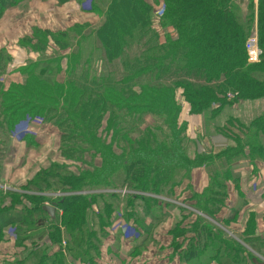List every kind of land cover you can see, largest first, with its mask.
<instances>
[{"label":"trees","instance_id":"trees-1","mask_svg":"<svg viewBox=\"0 0 264 264\" xmlns=\"http://www.w3.org/2000/svg\"><path fill=\"white\" fill-rule=\"evenodd\" d=\"M17 1L0 0V4L8 7ZM88 1L89 11L101 17L95 27L76 26L53 36L43 33L42 38L34 33L20 43L23 52L29 46L38 58L19 64L23 67L17 72L21 78L18 84L7 89L0 86V133L4 138L0 141V174L9 136L18 124L37 117L43 126L56 130L63 162L77 168L67 171L64 164L50 167L36 177L31 190L52 192L53 188L69 193L112 187L149 191L192 210L180 207L179 215L197 211L215 220L225 205L227 181L233 179L232 164L245 150L251 154L264 149V109L249 125L238 121L244 136L240 133L239 140L238 134L231 135L237 146L219 153L221 167L212 170L210 155L188 157V139L183 126L179 127L181 108L175 105L174 93L181 89L190 113H201L205 120L222 108L264 100V0H257L255 13L250 0L245 19L239 0H153V5L145 0ZM159 3L163 9L158 21L154 6ZM254 26L262 54L258 63L249 64L245 44ZM45 49L50 56L43 53ZM6 65V55L0 51L2 73ZM229 91L236 97L228 98ZM227 123L236 125L237 121L228 119ZM95 160L99 165H94ZM199 168L207 174V185L197 193L191 189L190 179ZM46 176L51 182L60 177L57 189L42 180ZM179 190L189 192L188 197L183 199ZM4 195H0V233L14 225L23 231L31 222L47 227L52 242H56L61 227L68 237L80 234L73 228L79 220L86 223L91 255L100 248L111 215L121 213L126 222L135 224L142 216L161 215L160 211L170 205L156 200L157 207L153 198L142 199L138 205L135 195L123 196L125 201L119 195H91L80 205L73 204L71 198H61L54 203L62 216L50 220L39 198L23 196L33 200L27 212L26 206L19 210L17 201H5ZM72 206L76 211L69 213ZM87 214L99 222L97 227L89 225L92 220ZM176 230L187 243L181 253L183 260L196 252L205 263L216 258L219 264H244L245 258L241 261L240 257L248 255L200 216L188 230L176 227L173 234ZM82 238L74 237L67 250L81 246L78 241L83 242ZM213 240L218 242L215 251L205 244ZM248 246L260 254L252 244Z\"/></svg>","mask_w":264,"mask_h":264},{"label":"crops","instance_id":"crops-1","mask_svg":"<svg viewBox=\"0 0 264 264\" xmlns=\"http://www.w3.org/2000/svg\"><path fill=\"white\" fill-rule=\"evenodd\" d=\"M17 2H20V6H25L24 8H27V11L19 13V11L13 9L11 12L3 13L0 18L2 27L4 26L0 31V51L5 49L6 54L11 57L21 54L19 51L20 43L24 39L32 38L34 33L50 32L54 34L68 31L78 25L93 28L98 23V18H95L97 16L89 11L87 0H18ZM249 3L250 0L238 1L241 16L244 19L247 16ZM45 6H52L50 7L52 8V13L47 14L46 11L50 8ZM256 9L257 0H254V13ZM255 30L254 26L253 33H255ZM4 73L0 71V77L4 80V83H0L3 89H7L11 84L21 81L17 72L8 74L7 77H3ZM13 79H16V81ZM242 108H244V103H239L225 108L226 111L224 110L218 115L220 117L214 115L205 120L204 117L198 116L195 119L197 125L190 122L191 124H187L188 130H193L196 134L198 131L201 133L197 139L199 147H206V145L213 143L215 148L214 136L210 134L216 131L215 128L220 122L219 119L222 116L226 117V115L239 116ZM185 110L186 107L183 106L182 115ZM246 121V117L242 118L243 123H247ZM27 127L23 133V129H21L18 133L9 136L7 140V150L2 164L0 183L9 185L12 190H19L27 186L26 182H30L34 176L30 171L32 167L37 166V169L41 172L42 168L49 167L48 158H53L54 160L55 155L59 156V140L54 128L38 125H27ZM226 132L229 133V128H227ZM2 139H4L3 134L0 133V141ZM37 148L41 149L38 155L30 151ZM263 164L264 149L259 153L251 154H249L248 150H245L244 155L232 164L231 174L233 179H230L227 183L225 205L214 218V221L223 225L229 224L230 227L235 225L230 224L242 219L244 221L243 227L247 230L249 242L262 256H264ZM20 173H23V175ZM190 185L192 190L197 193H200L206 187L207 174L204 168H199L192 172ZM179 192L183 199L188 197L187 191L179 190ZM166 203L169 202L167 201ZM173 205L170 204L162 209L160 211L161 215H155L156 218L142 216L140 223L135 222L138 225L130 221L126 231H120L114 235L104 234L101 240L102 244L94 255H91L87 248L85 249L86 253L81 252L78 256L77 253H71L72 248H68V251L61 250L55 242H52L48 235L47 227L42 228L27 222L25 224L27 228L20 231L18 225H14L17 227L15 231L18 240L13 242L8 237L4 236L1 238L0 264H47L46 261L52 258L55 261H51L52 263L49 262L48 264H189L194 255H190V260H186L187 256L185 260L181 258L182 251L178 254V248H181L179 246L181 238L176 234L178 230L173 234L172 228L177 227L178 229V223H180L181 230H188L189 226L196 220L197 215H187L188 212H183V215H179L180 207L188 211L192 210L186 209L179 203L176 204V208ZM26 208L29 209L30 207L26 206ZM46 218L52 220V217L47 213ZM201 218L203 219V217ZM35 220L38 221V219ZM165 220L169 222L166 230H164L165 225H159ZM137 230L141 231L140 234H138ZM188 236L193 237V234L190 233ZM70 244L72 245V243ZM205 244L209 246V250L215 251L218 242L213 240V243L207 241ZM143 246H150V249L154 252L152 251L147 256L132 257L136 253L135 251ZM249 250L252 251L251 249ZM63 251L70 252L72 259L68 260L63 254H60ZM212 263L219 264L216 258L210 259L209 263H205L202 258L198 262L191 260V264Z\"/></svg>","mask_w":264,"mask_h":264},{"label":"rangeland","instance_id":"rangeland-1","mask_svg":"<svg viewBox=\"0 0 264 264\" xmlns=\"http://www.w3.org/2000/svg\"><path fill=\"white\" fill-rule=\"evenodd\" d=\"M145 1L148 4H150V5L154 4L153 0H145ZM20 2H22V1H20ZM20 2H17L16 4L10 5L8 7H5L4 4H0V9H2V14L6 13V12H9V11L11 12L13 9L16 10V11H19V13H23V12L27 11L26 10L27 8H24L25 6H20L19 5ZM87 3H88V5H90L88 0H87ZM252 3L254 4V0H252ZM253 4H252V6H253V10H254V5ZM52 6H48V7L45 6V7L50 8ZM162 9H163L162 3L156 4V6H154L155 18L158 21L160 20V13H161ZM46 12H47V14L52 13V8L48 9ZM93 15H95V14H93ZM95 16H93V17H95ZM95 18H98V22H99L101 17H95ZM3 28H4V26L2 27V24L0 22V31ZM89 28H92V27H89ZM255 32H256V30H255ZM43 33H46L48 36L56 35V33L51 34L50 32H38L36 35H37V37L42 38V37H44ZM8 39H10V37H8ZM0 40H1V38H0ZM47 41L49 42L48 44H50V47L53 48L54 46H53L52 41L50 39H48ZM19 47L21 48V49H19L21 54L19 56H16V57L15 56L14 57L9 56L8 54H6L5 49H3L4 50V54L6 55V64H7L6 68H5L7 70L3 74V77H7L8 74H11V71L12 72H18L19 69H21L23 67V65H19L20 63L22 64L23 61H25V60L35 61L38 58V54L37 53L35 54V53L31 52V49L29 48V46H28V49H27L28 51L24 50V52L22 50V45H19ZM47 49H49V48H47ZM260 51H261V49H260ZM43 53H45L46 56H50V54H51V52L46 50V49H45V51ZM13 80L16 81V79H13ZM0 83H4V80H3L2 77H0ZM229 93H231V94H228V98L236 97V94H234L235 92L232 93V91H229ZM183 98L184 97H183L182 90L181 89L175 90L174 102H175V105L177 107L181 108V112L178 115L179 127L183 126V128L185 129L184 136H185L186 139H188V157L193 158L194 157L193 155L204 154V153L207 154V155H210L209 160L211 161V163H213V167H212L213 169L212 170H219L220 167H221L220 163H219V159L220 158H218V157H220L219 153L225 151L228 148H235L237 146L236 145V140L232 139L231 135L238 134L239 135V137H238L239 140L242 139L240 133H242V136H244V133L240 129L241 125H240L239 122H241L242 124H247V125L251 124L257 117H259L261 115V113L263 112V109H264V100H263V98L260 99V100H255V101H244L243 102L244 103V108H242L240 110L239 116H229V115H226V117L222 116V118L219 119L220 122H218L219 123L218 126H216V128H215L216 131L211 132L210 135L214 136V144H215L216 147L215 148L213 147V143H210V145H206V147L205 146L204 147H199V145L197 144V141H198L197 139L199 137V134H201V133L198 131L197 134H196L195 132H193V130L189 131L188 127H187V124H191L193 122L195 125H197L195 119L198 116L200 117L201 113H199V114L190 113V105L188 103H186ZM183 106L186 107V110L184 111V113L182 115ZM224 110L226 111L225 108L220 109L216 113V115L217 116L220 115L222 113V111H224ZM227 110H229V109H227ZM192 117H193V120H192ZM218 117H220V116H218ZM244 117L247 118V121H246L247 123H243L242 122V118H244ZM228 118L232 119V120H236L237 121L236 125L228 124L227 123L228 122V120H227ZM27 125L43 126L42 120L40 118L35 117L33 119H28V121L25 122V123L23 122V123L18 124L15 134L18 133L21 129H23V131H22V133H23L24 130L28 128ZM227 128H229V133L226 132ZM245 130L247 131L248 129H245ZM202 133H203V131H202ZM216 138H217V140H215ZM258 140H260V136H259ZM261 140L264 141V139H261ZM216 143H220V144H216ZM40 150L41 149L37 148V149H31L30 151H32L33 153H36L38 155V154H40ZM55 156L56 157H55L54 160H56V161H54L53 158H51V159L48 158V161H49V163H48L49 165L48 166L49 167L42 168L43 170L41 172L47 171V170L50 169V167L52 168L55 165H59V164H64L63 166L67 167L66 168L67 171L69 170V167L77 168L74 165V163H72L74 166H72V164H65L66 162H63L62 157H60V155L59 156L55 155ZM95 164H96V166L99 165V160H95L94 161V165ZM30 171H31L32 174H34L32 180L30 182H26L27 186L23 187V188H21L19 190H17V189H13L12 190V188L9 185L0 183V191H1L0 195L5 194L3 199H5V201H8V202L12 201V200L13 201L16 200L17 203H18V208H20L19 210L23 209L24 206H29L32 209V207H33V204H32L33 197L39 198L42 201L44 206H52L53 204H55L54 202L57 203V201L59 199H61V198H67V199L71 198L73 200V204L80 205L82 203L81 200L82 199L84 200V197L91 196V195H95L96 196V195H100V194H102V195H119L120 198L122 199V201H125V198L123 196L135 195L137 197L136 198L137 199L136 204H138V205H140V203L141 204L143 203L142 199L146 200L147 198H149V199L153 198V200H154V202H155L157 207H159V205H158L156 200H159L158 202H160V201L167 202L168 201L171 205L175 204V205H173V207L176 206V204H177V202L174 201V200H170V199L167 200L164 196L156 195V194L154 195L153 193H150L149 191H137V190H130V191L125 190V191H123V190L112 189V187H101V188H96V189L81 188L77 192H69V193L68 192H61V190H56L55 191L53 188H51L52 192L40 191V190L33 191V190H31L30 187L35 182L36 177H38L41 174V172L37 169V166L32 167ZM1 172H2V169H1ZM21 175H23V173ZM49 178H50L49 176L42 177V180H45L49 184L51 183L50 185H48V187H54V188L57 189L56 185L58 184V182L60 180V177L57 176V180L53 181V182L49 181ZM20 180H23V179H20ZM228 181H227V183H228ZM191 189H192V187H191ZM9 193L10 194H14L16 197H14V198H12L10 200V197H9L10 194ZM24 195L25 196H30V197H32V199H26V198L23 197ZM30 208L27 210V212H30ZM65 208H67V207H65ZM93 209H94L95 213L98 212V207L96 208L95 205H94ZM72 211L73 212L76 211L74 206H72L68 210L69 213H71ZM180 212H181V210H180ZM219 212H220V210H219ZM189 214H187V215H189ZM192 214L193 215H197V217H198V215L203 217V219L202 218L201 219L204 220V221H207V223H210V225L212 227H214L216 229H219L222 232V235H223L224 238H226L228 241H231L235 246L242 247L243 253H246V254L249 253V255L251 257L250 259H249L248 255H246V257H244L241 254L242 257H240V260L242 261L245 258L244 264H264V256H262L260 254H257V253L255 254V252L249 250L250 248H249L248 244H251V243L249 242V238L247 237V235H248L247 234V230H246V228L244 229V227H243L244 226V221H242V219L239 220L238 222H236V221H235V223L233 222L230 225H233V224H235V225L230 227L229 224H224L223 225L220 222H216L214 220H211V219L207 218V216L202 215V214H200L197 211H193ZM57 216H62V215H61L60 209L55 207V217H57ZM86 217L88 218V220L91 219V215L89 216V214H87ZM153 217L156 218L155 215H153ZM27 219L28 218L26 217L24 220L26 221ZM86 222L88 223V221H86ZM117 223H119L121 225V228H117L116 227ZM168 223H169L168 220H165L162 223H160L159 225L160 226L165 225L164 230H166L167 226H168ZM85 224L86 223L77 220V221H75V225L73 227L74 229H77L79 231V233H80V234H77L74 237H81V235L83 236V238H82L83 242L82 241H78L79 245H81V246H79V247L74 246L72 248V252L71 253H77V256L81 254L82 250H85L87 248V246H89L91 244L90 236L85 234ZM129 224H130V222L129 223L126 222L125 219H123V217L121 216V213H115V214L110 216L109 224L104 227L105 228L104 229V233H105V235H108V234L109 235H114L117 232L126 231L128 229V227H129ZM89 225L91 227L95 228V227H97V225H99V222L98 221L94 222V220H92L89 223ZM16 228H17L16 226H9V227L5 228L3 230L4 232L1 231V233H0V240L4 236L9 238L10 229H12V230L15 229L16 230ZM174 229H175V227L172 228V230H174ZM179 229H182V228L179 227ZM60 231H61L62 234L56 240L55 244L57 246H59L61 250H65L66 251L67 250V245L68 244L70 245V243H73L75 241V239L73 237L74 233H73V235L71 234L70 237H68L66 235V232L63 231L62 227H61ZM72 232H74V230ZM138 232H139L138 234H140L141 231H138ZM168 232H170V231H168ZM138 234H136V235H138ZM17 240H18V236H16L15 239H10V241H13V242H16ZM179 242H180L179 246L181 248H178L179 249L178 250V254L180 253V251H185L186 247H187V243L184 241V236L179 240ZM0 243H1V241H0ZM82 243L84 244L83 246H82ZM65 251H63L60 254H63V256L65 258H67L68 260L70 258L72 259V256L70 255L71 253L70 252L67 253ZM152 251L153 250L150 249V246H143V247L138 248L135 251L136 253L132 257H142L143 255L147 256ZM197 252H199L198 249H197ZM189 254L191 255V253H189ZM193 255H194V257H192L191 260L198 262L199 259H200V256H199L200 253L196 254V252H193ZM186 260H190V256ZM191 260H190L189 264H191ZM212 264H214V263H212Z\"/></svg>","mask_w":264,"mask_h":264},{"label":"built area","instance_id":"built-area-1","mask_svg":"<svg viewBox=\"0 0 264 264\" xmlns=\"http://www.w3.org/2000/svg\"><path fill=\"white\" fill-rule=\"evenodd\" d=\"M245 53H246L247 62L249 64H256L259 62L262 53L258 46L257 37L255 33H252L247 39L245 44ZM263 172H264V164H263ZM116 227L121 228V225L117 223ZM9 238L10 239L16 238V233L12 229H10Z\"/></svg>","mask_w":264,"mask_h":264},{"label":"water","instance_id":"water-1","mask_svg":"<svg viewBox=\"0 0 264 264\" xmlns=\"http://www.w3.org/2000/svg\"><path fill=\"white\" fill-rule=\"evenodd\" d=\"M43 211H45L50 217H54L55 215V204L52 206H44Z\"/></svg>","mask_w":264,"mask_h":264}]
</instances>
